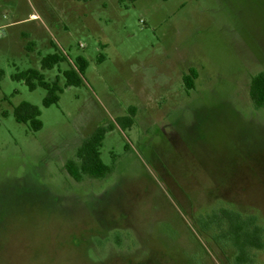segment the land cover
<instances>
[{
    "label": "rangeland",
    "instance_id": "rangeland-1",
    "mask_svg": "<svg viewBox=\"0 0 264 264\" xmlns=\"http://www.w3.org/2000/svg\"><path fill=\"white\" fill-rule=\"evenodd\" d=\"M0 30V264H232L205 221L225 205L264 226V0H0ZM56 51L48 81L64 87L79 56L89 68L45 107L13 75ZM24 101L38 132L14 117ZM110 123L113 171L76 181L66 164Z\"/></svg>",
    "mask_w": 264,
    "mask_h": 264
},
{
    "label": "trees",
    "instance_id": "trees-1",
    "mask_svg": "<svg viewBox=\"0 0 264 264\" xmlns=\"http://www.w3.org/2000/svg\"><path fill=\"white\" fill-rule=\"evenodd\" d=\"M89 1V0H78ZM136 2L137 0H131ZM168 1V0H163ZM103 55L100 56L102 61ZM67 56L62 52H54L46 55L41 60V70L30 68L13 75V80L24 82L31 91L41 87L47 91L43 100L45 107L57 105L64 88L80 87L85 83V73L89 68V62L84 56L76 58L75 63L63 71L65 86H61L59 80L50 82L42 71L53 70L66 62ZM197 73L192 70L184 77V82L189 89L194 88V80ZM250 96L257 108H264V73L254 76L250 84ZM129 114L115 120L116 124L129 128L135 123L136 107L128 110ZM7 116V114H5ZM40 108L30 102L24 101L15 108L14 117L17 122L30 124L34 132L43 128ZM115 129V124L102 125L95 129L91 136L86 138L77 151L76 159L66 164L68 173L78 182L84 177L92 179H104L113 168L106 165L101 157V148L107 133ZM207 229H215L213 239L224 248L234 251L232 264H254L253 251L264 250V226L259 223L257 216L244 215L222 205L205 221Z\"/></svg>",
    "mask_w": 264,
    "mask_h": 264
},
{
    "label": "water",
    "instance_id": "water-1",
    "mask_svg": "<svg viewBox=\"0 0 264 264\" xmlns=\"http://www.w3.org/2000/svg\"><path fill=\"white\" fill-rule=\"evenodd\" d=\"M2 31L0 30V35H1Z\"/></svg>",
    "mask_w": 264,
    "mask_h": 264
}]
</instances>
